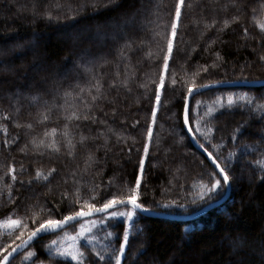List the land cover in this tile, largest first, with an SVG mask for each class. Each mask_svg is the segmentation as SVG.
Returning a JSON list of instances; mask_svg holds the SVG:
<instances>
[{"label":"trees","instance_id":"trees-1","mask_svg":"<svg viewBox=\"0 0 264 264\" xmlns=\"http://www.w3.org/2000/svg\"><path fill=\"white\" fill-rule=\"evenodd\" d=\"M262 2L237 0L233 7L229 0H185L157 106L161 49L166 51V40L161 37L165 25L170 33L175 0H143V16L148 19H153L148 13L154 5L161 4L165 23L160 27L141 25L142 17L137 14L141 0H0V129L7 130L6 135L0 130V221L15 212L13 218H24L31 229L36 226L34 220L62 219L85 200L100 206L112 193L127 194L137 176L141 178L138 202L152 211L184 216L210 203H193L198 193L206 191L209 174L217 170L193 146L184 128L185 97L189 87L264 80V61L259 59L264 55V32L258 27L264 23V16L258 14ZM46 9L53 19L40 15ZM253 9L257 10L255 19ZM234 15L239 21L224 28V21H231ZM132 16H136V23L126 24ZM153 31L161 36L154 37ZM127 39L133 41L132 49L118 61L117 50ZM105 60L110 62L101 67ZM117 62L119 80L127 71L128 87L118 80L116 87L109 88L116 79ZM22 63L29 70L20 72ZM93 73L102 75L105 92L91 110L96 123L66 121L64 110L58 107H52L47 121L36 123L47 107L64 103L65 90L77 92L76 85L87 86ZM27 79L33 83L31 88L26 87ZM153 107H157L154 122ZM5 114L9 119H3ZM188 121L197 143L218 157L231 177V192L225 203L188 221L139 212L131 221L126 216L108 219L102 214L88 219L97 221L96 226L88 227L68 251L83 253L84 259L60 257L57 249L64 250L72 235H80L78 227L86 220L38 238L11 258V264H101L96 254L110 256L113 249L118 252L126 227L130 239L122 264H262L264 168L257 161L264 160V85L198 93L190 100ZM28 122L34 125L32 130L16 127ZM66 123L74 143L81 134L89 137L86 146L77 144L74 157L67 154L62 135ZM52 128L57 129L60 152L35 148L32 137L39 140ZM5 140L15 142L5 146ZM88 152L96 161L90 167L85 166ZM9 166L15 169L16 181L6 175ZM53 168L56 171L47 181L35 179L38 169L47 174ZM9 184L12 202L6 187ZM65 193L67 198L62 199ZM168 201L184 207L164 209L162 204ZM9 231L0 228L3 248L11 237ZM236 239L245 243L233 254ZM29 251L36 255L23 259Z\"/></svg>","mask_w":264,"mask_h":264},{"label":"snow or ice","instance_id":"snow-or-ice-1","mask_svg":"<svg viewBox=\"0 0 264 264\" xmlns=\"http://www.w3.org/2000/svg\"><path fill=\"white\" fill-rule=\"evenodd\" d=\"M111 2V0H110ZM229 3L233 6L236 7L237 5V0H229ZM185 5V0H175V9H174V15H172L171 18V24H170V33L167 31V27L165 25V33L161 37L166 40V51L164 49H161V52L163 54V66H162V71L160 72L159 76V84L156 85L155 88V98L157 102V106L159 104L160 98H161V87L164 86L165 83V73L168 70L169 66V60L171 57V54L173 52V47H174V38L177 35V29L179 26V22L182 16V6ZM188 7H191V5H187ZM57 8L60 7V5H56ZM228 5H225L224 8H226ZM241 9L237 8V11H240ZM143 0H141V8L137 10V14L142 17L140 23L141 25L145 24H155L156 27H160L161 24H164L165 22L161 19V4L157 3L154 5L153 9L148 13L149 16L153 17V19H148L147 17L143 16ZM253 19H255V14L257 13L256 9H253ZM259 15L264 16V2L261 3L260 9H259ZM40 15H43L45 18L51 20L53 19L52 12L48 11L47 9L45 10L44 13H41ZM240 17L238 15H234L231 19L225 20L224 21V28L229 27L230 23H236L238 22ZM159 21V23H158ZM126 24H134L136 23V16L130 17L128 20L125 21ZM215 24V21H213V25ZM212 26V25H210ZM258 27L261 32H264V23L258 24ZM249 35L248 30H244V36L247 37ZM153 36H161L160 32L153 31ZM132 43L133 41L131 39L125 40V43L117 50V59L118 61L123 60L127 57V52L132 49ZM143 41H141V44ZM151 55V53H149ZM259 59L261 61H264V55L260 56ZM110 61L105 60L104 64L101 65V67H104L107 63ZM116 72L115 76L116 79L111 81L109 83V88H113L117 86V81L120 78V72H119V63L117 62L116 65ZM128 65H125V68L127 69ZM206 70V69H205ZM120 85L124 87H128L129 83V77L127 74V71L125 72V78L123 80H119ZM173 83H175V80H173ZM141 87H145V85H140ZM206 85H202L201 87H204ZM76 88L79 89V91L74 92L73 90H65L63 92V104H57L53 105L50 107H47L45 109V112L40 113V118L37 119L36 123L42 124L45 121L49 119L48 113L51 112L52 107H58L64 110V116L63 118L66 121H79V120H84L88 121L90 120L92 123L97 122V118L95 114L91 111L92 108L95 106V103L104 98L105 92H104V86L102 82V75L100 73H93L90 80L87 83V86H80L79 84L76 85ZM189 93H192L193 88L189 87L188 89ZM86 93V96H82L81 94ZM38 97H33V100H37ZM77 100L80 101V103H77ZM229 103L231 104V98L229 99ZM47 104V102H45ZM19 112V109H17V113ZM157 113V107H153L152 109V117H153V122L155 121ZM3 119L7 120L9 119L8 115L5 114L3 116ZM188 118L187 115L185 116V124H188ZM101 123H104V121H101ZM16 127H25L29 130H32L34 128V125L31 122L25 123V124H20L17 123ZM69 125L66 123L64 125V131L62 132L63 137L65 138L66 141V147L68 149V155L74 157L75 156V149L77 147V144L81 146H86V141L89 139V137L84 136L83 134L80 135V138L78 141L74 143L73 139L70 136V133L68 131ZM4 131L5 135L7 134L6 128L0 129ZM242 130V129H241ZM199 131V129H197ZM211 131V129H209ZM57 135V129L52 128L50 131H44L43 137L37 140L35 136L32 137L31 143L35 148H46L49 149L53 152L59 153L60 152V145L59 141L55 139ZM103 135V133H101ZM152 135V127L149 125L148 128V136L151 138ZM49 137H51L49 139ZM236 137L234 136L233 139ZM15 140L8 141L5 140V146H8L9 143H14ZM27 146H25L26 149ZM201 147H204L201 145ZM217 147V146H214ZM25 149H21V151H25ZM144 152L147 154L148 152V144H145L144 146ZM209 158L211 159V163L215 166V169L218 171H215L211 174H209V184L205 185L206 191H202L198 193L197 199L193 200V203H197V201L201 202H211L212 200L221 197L224 194V191L228 187L231 186V177L226 170V166L222 167L221 164L218 162L219 158L218 157H213V154L211 152L208 153ZM96 161L94 160L93 154L91 152L87 153V158L85 159V166L90 167L91 164L95 163ZM257 164L261 166V168H264V160L257 161ZM144 166V159L141 158L140 160V167L141 170L143 169ZM56 170L49 169L48 173L45 174L41 170H37L35 174V179L38 180H44L47 181L49 177L55 172ZM6 175H9L12 181H16L17 176L15 174V169L11 166L8 167ZM220 178H217V177ZM3 177H0V180H2ZM261 179H264V177H261ZM141 184V178L140 176H137L136 178V184L134 187L128 189L127 194H125L123 191L117 192V193H112L111 197L106 199L104 203L100 206H97L95 203H89L87 200L83 201L82 204H80V207L77 208L74 211H71L69 215H64L62 219H54V218H49V219H44V220H34L35 227L29 228V225L27 223H24V218L18 217V218H13L16 216V213L13 212L11 213L8 217L0 221V228H6V229H12L15 231H9L8 235L9 236H14V239L12 240L11 245H7V247L10 249L4 256L3 259L0 260V264H11L10 258L13 257L14 253H18L20 249H23L25 247H29L31 243L38 238L41 234L44 233H54L58 229H62L69 223L77 222L78 220H81L86 217H91L94 214H105V218L108 219H115L117 217H127L129 221H131L136 214L137 210H140L141 212H150L151 209L144 207L141 203L138 202L139 197H138V189ZM6 187L9 190V198L10 202H12L11 198V185H6ZM67 198V193L64 194V197L62 199ZM80 196H79V189H77V202L80 201ZM91 199L95 200L96 197L93 196ZM117 206H131L130 209L126 212H120L112 209H116ZM172 206H178L180 208H183L184 205H177L176 201H168L166 203L162 204V207L164 209H168ZM112 210V211H109ZM49 216L51 217V212H49ZM105 222L104 219L99 220L100 224H103ZM97 224V221H92L91 226L95 227ZM83 228V225H81ZM18 232V234H16ZM84 232H81L80 235H84ZM109 236H111V233H108ZM129 228H125L124 233H123V238L122 242L119 244V249L118 252L117 250L113 249L112 254L110 256H105L102 253H97V259L101 262V264H112V260L114 259L115 264H122V258L125 255L126 252V247L129 243ZM19 241V243H17ZM244 241L242 239H236L233 241L232 244V249H233V254L238 253L241 251L244 247ZM56 241L53 240L51 242V245H55ZM14 245V247L12 246ZM51 246H49L50 249ZM57 253L60 257H65V256H71V259L73 261H77L78 257L82 260L84 259V254L77 252V253H71V252H66V251H61L57 249ZM36 254L32 251H29L23 259L27 260L30 257H34ZM262 264H264V253H262Z\"/></svg>","mask_w":264,"mask_h":264},{"label":"water","instance_id":"water-1","mask_svg":"<svg viewBox=\"0 0 264 264\" xmlns=\"http://www.w3.org/2000/svg\"><path fill=\"white\" fill-rule=\"evenodd\" d=\"M262 85H264V80L250 81V82H216V83L206 84V86H204V87L200 86V87H197V88H193L192 93H189V91H188V93L186 94L184 110H183V115H182L184 128H185L187 134L190 136V139H191V142H192L193 146L200 153H202L205 156V158L210 163H211V159L208 156V152L205 149H203L197 143V141H196V139H195V137H194V135H193V133H192V131L190 129L189 122H188V124H185V116L187 115V118H188V111H189V105H190L191 98L193 96H195L196 94H198V93H201V92H203L205 90L214 89V88L235 87V86H262ZM230 192H231V186L226 189L225 194L221 198H219V199H217V200H215L213 202L208 203L207 205H205L199 211H197L195 213H192V214H189V215L177 216V215H172V214H168V213H164V212H157V211H152V210L150 212H141L140 210H137V212L141 213L144 216H148V217H157V218H162V219H167V220H174V221H188V220L196 219V218L200 217L201 215L207 213L208 211L221 206L223 203H225L228 200V198L230 196ZM120 207H123V206H117V208H120ZM112 210H114V209H112ZM109 211H111V210H109ZM98 215H102V214H99V213L98 214H94L91 217H95V216H98ZM86 218H89V217H86ZM86 218H83V219H86ZM83 219H81V220H83ZM78 221H80V220H78ZM73 223H75V222H73ZM73 223L67 224L62 229L68 227L69 225H71ZM62 229H58L56 232H59ZM56 232H54V233H56ZM50 234H53V233H44V234H41L38 238H40L42 236L50 235ZM38 238H36L35 240H37ZM25 248L20 249L18 253H14L13 257L16 256L17 254H19L20 252H22L23 250H25Z\"/></svg>","mask_w":264,"mask_h":264},{"label":"rangeland","instance_id":"rangeland-1","mask_svg":"<svg viewBox=\"0 0 264 264\" xmlns=\"http://www.w3.org/2000/svg\"><path fill=\"white\" fill-rule=\"evenodd\" d=\"M111 25V24H110ZM70 37V36H69ZM71 38V37H70ZM69 38V39H70ZM19 70H20V72H22V71H24V70H29V68L27 67V65L25 66V64H21V65H19ZM2 71V70H1ZM33 71H34V69L31 71L32 73H33ZM5 72V71H4ZM39 73H41V72H39ZM38 73V74H39ZM25 84V83H24ZM22 85V84H21ZM32 85H33V83H32V81L31 80H29V79H27V81H26V87H28V88H31L32 87ZM130 209V208H129ZM114 210H118V208L117 209H114ZM127 210V209H126ZM112 211V210H111ZM100 215H98V216H95V217H99ZM91 218H94V217H89V218H86V219H83V220H80V221H85V222H83V223H81V225H83V228L81 227V225L78 227L79 228V230L81 231V232H87L88 231V227H90L91 226V223L90 222H92V221H89L88 219H91ZM118 218V217H117ZM120 218V217H119ZM88 220V221H87ZM75 223H77V222H75ZM74 224V223H73ZM73 224H71V225H73ZM71 225H69V226H71ZM126 225H128V224H126ZM68 226V227H69ZM67 228V227H66ZM128 228V227H127ZM65 229V228H64ZM3 230L4 231H9L10 229H6V228H3ZM79 230H78V233H79ZM10 231H12V229L10 230ZM16 234H18V233H16ZM80 236L81 235H72L71 236V238H70V241H69V244L66 246V248L64 249V250H61V251H66V252H68V251H71V249H72V246H73V244H75L76 243V239L78 238V239H80ZM14 239V236H11V237H9V240L6 242V248H3L4 247V244L2 243L1 244V242H0V260H2V258H3V256L6 254V252L8 251V250H10L8 247H7V245H11L12 244V240ZM17 243H19V241H17ZM3 245V246H2ZM13 247H14V245H12ZM60 250V249H59Z\"/></svg>","mask_w":264,"mask_h":264},{"label":"bare ground","instance_id":"bare-ground-1","mask_svg":"<svg viewBox=\"0 0 264 264\" xmlns=\"http://www.w3.org/2000/svg\"><path fill=\"white\" fill-rule=\"evenodd\" d=\"M226 192V191H225ZM169 214V213H168Z\"/></svg>","mask_w":264,"mask_h":264}]
</instances>
